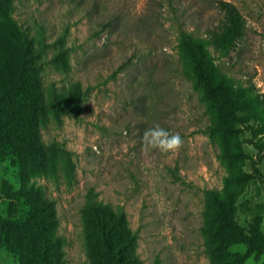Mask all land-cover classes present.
I'll use <instances>...</instances> for the list:
<instances>
[{
    "label": "rangeland",
    "instance_id": "374dc122",
    "mask_svg": "<svg viewBox=\"0 0 264 264\" xmlns=\"http://www.w3.org/2000/svg\"><path fill=\"white\" fill-rule=\"evenodd\" d=\"M216 1L0 0V60L37 77L45 101L32 112L40 167L25 151L0 160V219L28 206L4 189L53 199L65 264H88L82 210L92 187L124 212L139 264H216L212 239L237 234L212 221L210 191L264 264V0H223L244 35L226 54L206 45L205 71L221 87L211 92L192 67L194 37L222 21ZM156 124L179 133L178 154L142 150ZM0 264L20 262L0 247Z\"/></svg>",
    "mask_w": 264,
    "mask_h": 264
},
{
    "label": "trees",
    "instance_id": "16d2710c",
    "mask_svg": "<svg viewBox=\"0 0 264 264\" xmlns=\"http://www.w3.org/2000/svg\"><path fill=\"white\" fill-rule=\"evenodd\" d=\"M217 9L223 18L217 29H209L206 39L194 37V75L203 82L209 91L221 88L213 85L205 71L204 62L209 54L208 43L222 54L237 47L244 35V25L237 7L227 1L217 0ZM106 28L107 25H102ZM10 33V32H8ZM0 36L7 37L5 28L0 27ZM16 42L15 38H12ZM25 68L14 73L8 64L0 60V160L8 153L22 158V152L29 153L40 167V158L44 154L38 142L37 128L32 125L33 113L42 109L45 101L39 91L38 78L28 77ZM23 124V126H21ZM228 129L226 126H221ZM218 216L212 218L221 228L236 230L237 238L227 242L212 239V259L216 264H243L251 249L252 237L241 234L234 225L230 208L221 205L217 194ZM5 197L24 200L27 210L19 215L0 219V247L16 256L20 264H65L62 243L58 236L53 199L41 197L36 191L22 190L14 193L3 190ZM211 214V212H209ZM82 227L88 264H139L135 253V236L126 224L125 214L98 201L92 187L86 191V203L82 210ZM255 243L258 235H254ZM235 243L247 245V253H231L228 249Z\"/></svg>",
    "mask_w": 264,
    "mask_h": 264
},
{
    "label": "clouds",
    "instance_id": "9594fccd",
    "mask_svg": "<svg viewBox=\"0 0 264 264\" xmlns=\"http://www.w3.org/2000/svg\"><path fill=\"white\" fill-rule=\"evenodd\" d=\"M142 150L145 153L153 150L159 151L162 154H178L183 147L184 141L179 133H170L159 124L147 129L142 136ZM233 249H238L241 255L247 253V245H234ZM245 264H257L256 253L247 256Z\"/></svg>",
    "mask_w": 264,
    "mask_h": 264
}]
</instances>
